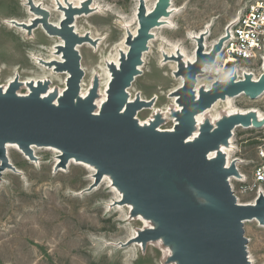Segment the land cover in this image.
<instances>
[{
    "label": "water",
    "instance_id": "95a60500",
    "mask_svg": "<svg viewBox=\"0 0 264 264\" xmlns=\"http://www.w3.org/2000/svg\"><path fill=\"white\" fill-rule=\"evenodd\" d=\"M90 1L84 4L86 13ZM171 1L157 0L153 11L148 13L145 0H139L138 33L128 34L126 43L130 49L128 55H122L120 68L110 66L113 80L108 99L97 114L98 82L95 81L85 99L80 98L84 71L77 45L86 38L71 27L79 11L67 9L59 30L48 22L49 13L30 0L32 11L44 16L46 31L64 39L65 46L58 51L64 53L66 63L58 68L69 72L70 77L61 97L57 91L48 98L41 97L42 92L48 91L49 83H39L37 87L29 83L32 93L27 97L17 95L18 78L7 92L0 87V173L5 169L18 172L9 163L8 144L18 145L33 162L37 158L32 146L56 148L62 152L63 166L75 159L98 169L89 191L108 175L123 192V204L134 206L133 217L141 214L157 223L156 229L140 232L137 241L144 247L149 240L163 237L173 248V260L178 264H250L244 224L254 219L264 223V195L259 196L254 206L237 203L228 181L231 177L239 178L236 162L226 168L227 159L220 146L228 145L237 126L261 127L264 123H252V119L256 120L254 113L235 115L219 121L216 128L204 123L199 136L192 142L189 138L197 127L196 115L220 98L239 95L251 100L260 98L264 94V73L257 83L250 75L244 81L235 76L225 82L217 80L209 91L201 89L197 97V76L206 66L215 64L228 39L220 38L206 54L205 37L201 35L195 63L186 67L179 59L177 74L184 76L185 83L178 91L182 111L174 113L177 124L173 132L158 130L160 117L151 126H142L136 114L147 103L140 96L129 101L127 90L139 74L152 30L161 26L164 16H170ZM213 151L217 155L211 157Z\"/></svg>",
    "mask_w": 264,
    "mask_h": 264
},
{
    "label": "rangeland",
    "instance_id": "374dc122",
    "mask_svg": "<svg viewBox=\"0 0 264 264\" xmlns=\"http://www.w3.org/2000/svg\"><path fill=\"white\" fill-rule=\"evenodd\" d=\"M37 1L39 8L55 10L47 18L49 23L61 20L55 0ZM80 1L72 0L69 6ZM258 1L264 0H173L175 11L167 18L168 24L157 32L158 40L141 68L142 74L133 82L132 93L151 101L157 96L156 106L166 108L172 102L171 93L180 88L182 81L172 74L176 64L167 62L161 68L163 43L169 50L178 46L193 54L196 42L189 36L200 35L210 27L204 41L209 51L236 18ZM32 2L35 4L36 0ZM138 4V0H91L90 11L83 12L77 20L79 32L96 36L95 42L82 50L81 62L87 68L88 81L123 48L126 27L136 29ZM28 6L30 0H0V82L5 84L18 77L38 79L48 74L55 79L57 88H63L64 74L51 73L33 60V56L44 60L56 58L52 51L60 40L49 37L41 21L34 22L41 14ZM32 18L38 27L31 41L17 27L7 25V21L27 23ZM240 68L254 77L262 73L256 67ZM200 80L213 84L216 77L208 74ZM233 99V109H255L264 115V94L257 100L246 96ZM149 113L142 112L141 117L146 118ZM233 141L232 158L243 163L241 168L246 172L256 161L257 147L264 144V127L238 128ZM35 149L34 162L11 150L7 156L9 163L20 173L7 169L0 173V264H168L170 254L162 245L139 247L135 244L140 243L132 241L137 232L146 230L147 224L135 219L126 205L117 203L119 194L112 190L105 176L89 191L95 182L94 168L70 161L59 165L60 152ZM244 230L248 257L264 264V223L248 221Z\"/></svg>",
    "mask_w": 264,
    "mask_h": 264
},
{
    "label": "bare ground",
    "instance_id": "6f19581e",
    "mask_svg": "<svg viewBox=\"0 0 264 264\" xmlns=\"http://www.w3.org/2000/svg\"><path fill=\"white\" fill-rule=\"evenodd\" d=\"M172 1H171V6L169 8L170 16H171L172 12L175 11V10H172L173 9ZM71 2H72V0H55L56 12L60 14V16H61L60 19L61 20H59L58 23H51V22L50 23H51V25H53L57 29L61 30L62 29L61 22L66 18V10L70 8V9L79 11V12L75 13V18H74V20L72 22V26L71 27H73L75 33L77 35H79L81 38H86V39H83V41L77 45V51L79 52L80 56L82 57L83 56L82 50L84 49V47H87L86 44L90 45L93 42H95L96 36L94 34L86 35V34L81 33V32L78 31V22H77V20H79L81 18V14L84 12L83 11V9L85 8L84 4L87 3V0H81L79 3H75L74 2L72 4L73 7H69V3H71ZM138 2H139V0H138ZM145 2H146L147 12L151 13L153 11V9L155 8L156 4H157V1L155 3H152V4L149 3V0H145ZM35 4H36L35 5L36 7L39 6V3H38L37 0H36ZM28 8L30 10L29 6H28ZM138 9H139V4H138V7H137V12H136V20H137L136 29L132 30V29L129 28V26L126 27V37L124 39L123 48L118 51L117 56L114 59H112L111 61L106 63L105 68L97 71V74L93 75L90 78V80L88 81L87 71H86L87 68L85 69L84 66H83V63L81 62V68L84 71V78H83V80L81 82L80 98L81 99H85L89 95L92 87L94 86L95 81L98 82V90H97V94L98 95L96 96V100H95L96 113L97 114L100 112V110L102 108V105L108 99L109 85H110L111 81L113 80V73H112V71L110 69V66L115 65L117 68H120L122 55H128L129 49H130V46L126 43V38H127L128 34L132 33L134 36H136L137 33H138V29H139V26H140L139 25V21H138ZM51 10L47 11V9H45V11H47L50 15L53 14V12L55 11V10H53V11H51ZM88 11H90V10L88 9ZM169 17L164 16L161 19V26H158V27H156V28H154L152 30V38H151V40L149 41V44H148L149 48H148L147 51L144 52V54L142 56V64L138 67L139 74L135 77V80H136L137 77H139L142 74L143 71H142L141 68L143 67L144 63L148 61V57L152 53L153 44L158 40L157 37L155 39V36H158L157 32L160 30V27H162L164 24H168L167 18H169ZM238 17L236 18L235 22L231 26H233L236 23V21L238 20ZM42 19H43V17L41 15V16H38L36 18V21H39V22L41 21L42 22ZM34 20L35 19L32 18V20L27 21V23L26 22H19L17 20L7 21V25H9L12 28H16L17 27L16 29H19L21 31V33L25 36V38L28 41H31V40L35 39V37H36L35 31L37 30V27H38V26H35L33 24ZM42 29H43V31H45V33L49 37L56 38V39L60 40V43L58 45H56L54 47L53 51H52L53 56H55L56 58H54V59L52 58L50 60H44L43 58H39L40 56L39 57L33 56V60L35 61L36 64L41 65L40 67L43 66V67L47 68L48 70H50L51 73H56L58 75L59 74L60 75L64 74L66 76L65 82H64L65 85H64L63 88H57V86L54 83L55 79L50 78L48 76V74H47V76H45L46 75L45 74V75H43L44 77H41V78H38V79L37 78H29V79H24L23 80L21 77H18L20 86L17 88L16 92H17V95H19L20 97H27V96H29L32 93V89L29 86V83H31V82L35 84V87H37L39 85V83H43V84L44 83H49L50 84L48 91L41 93V97L42 98L50 97L51 93H53L54 91H58L59 97H61L63 95L64 91L67 88V81H68V78L70 77V73L67 72V71H59V68H58L59 65L66 63V58L64 56V53L61 50L58 51V49L60 47L63 48L65 46V41L59 35L55 36V35L49 34L46 31L45 27H43V26H42ZM209 32H210V27H207V29L204 32L200 33V35L196 34V35H190L189 36L190 39L192 40V42H196V49L198 47V39L201 37V35H204V37L206 39V37L209 35ZM222 37H226V36L222 35L220 38H222ZM205 39H204V41H205ZM219 39L216 42L213 43V45L211 46V49L209 51L206 50V46H205V42H204V48H205V53L206 54L211 52L212 48L219 41ZM83 45H86V46H83ZM161 50L163 52V53H161V56L163 58V61L160 64L161 68H163L164 67L163 64H165L167 62H171L173 64H176V70H174L172 74H173L175 79H178V80L182 81V85L179 88V89H181L182 86L185 83V78H184V76H178V74H177L178 71H179V66H180L179 59H182L183 65L186 66V67L189 66L190 64H194L195 61H196V58H197L196 57V50H195V53H193V54H188V52H186V50L183 47L181 49H179L178 46H176L174 49L169 50V49H167V46H165L164 43H163V48ZM238 73H239L238 77H241V75H242L243 78H245L246 75H250L251 78H252V81L255 82V83H257L259 81L260 76L262 75L261 74L259 77L258 76L254 77V75L252 73H248V71H246L245 69H243L242 71L239 70ZM208 74L214 75L216 77V81L217 80L219 81L220 79H223L221 81L225 82V81L228 80L227 78H229V75H228V72H227L226 69H223L222 67H220L218 65H215V64L206 66L203 69L202 73L197 76V84H196V88H195V92H196L197 97H199L201 89H205L206 91H209L211 89V87H212V84H203V83H201V80H200V78L202 76H205V75H208ZM235 78H237V75L235 76ZM15 79L16 78L11 79L8 82H6L5 84H2L0 82V87L3 90L4 93L7 92L9 86L11 85V83ZM135 80H134V82H135ZM87 81H88V84H87ZM241 81H244V80H241ZM133 84H132V86H133ZM132 86L127 90L128 94H129L130 103L135 101V99H136V95H134L132 93V91H131L132 90ZM179 89L175 90L174 92L171 93L170 98L172 99V102L170 104H168L166 108H159V107L156 106L157 101H158V97L157 96L155 98H153L152 101L151 100H145L142 96H140L142 102L147 103V104H145L143 106V108H141V109H139L137 111L136 118L139 121V123L142 126H151L152 124L157 122L156 118L160 117L161 121L159 123L160 125L158 126V130L160 132H173L174 131V126L177 124V119L175 118V114L174 113H179V112L182 111V106L179 105V100H178L179 99V97H178ZM240 96H243V95H239V96L232 97V98L231 97H226V99L220 98L216 103H214L212 105V107L208 108L203 113H200V114L196 115L197 127H196L193 135L189 138L190 139L189 141L192 142L199 136V134L201 132L202 125L204 123H208L209 122L214 128H216L218 126L219 121H221L222 119H224L226 117H230V116H235V115L247 116V115H250V113H254L256 115V120L252 119V123H255L256 121L258 123H264V115L259 110L250 109V110H247V111H242V110L233 109V101H234L233 98H237V97H240ZM54 103L56 105H58V100H55ZM145 111H149L150 113H149V115L146 118H142L141 114H142V112H145ZM169 124H171L170 127H168ZM261 127H264V125L261 126ZM238 128L248 129V128H257V126H255L254 124L251 125L250 127H245L243 125H239V126H237L236 129H238ZM234 135H235V132H234L233 136ZM233 138L234 137H232L230 139L228 145L221 144V146H220L221 152L226 156V159H228V160L229 159L230 160L233 159L232 158L233 153H234L233 149H235V146H233V142H234ZM35 148H43V150L44 149H46V150L54 149V150L60 152L58 157L61 160L62 152L60 150L56 149V148L32 146V150H33L34 154H35L34 150H36ZM11 150H15V151L23 154L25 158H28L23 153V151L18 147V145H16V144H8L7 145V156L9 155ZM216 155H217V151H213L212 154H211V157H214ZM60 160L57 161L59 163V165L62 164V160L61 161ZM234 161H239V160H234ZM70 163H75L77 165L88 166V167L94 168V170H95L94 178H95V176H96V174L98 172V169L95 166H92V165H90L88 163H85V162H82V161H76L75 159H71ZM7 170H11V169H7ZM17 171H18L17 173H20V170L17 169ZM105 179H107L109 181V182L107 181V183L110 184V186L112 187V190L116 191L119 194V199H118L117 203H120L122 205H126V207L129 208L131 213H132L133 209H134V206L132 204H130V203L123 204L124 194H123V192H121L113 184L112 178L110 176H108V175H105ZM255 204H256V201L250 203L249 205L254 206ZM135 219L144 221L147 224V228L146 229H152L153 230V229H156V227H157V223H155L152 220L146 219L141 214L137 215L135 217ZM254 220H257V219H254ZM248 221H246V222H248ZM141 231H143V230H141ZM141 231L137 232L135 234V236L132 238V241L140 243V244H135V245H137L139 247H140V245L143 246L141 241H137ZM155 243L162 245L164 248H166L168 250V252L170 254L169 257H168L169 258L168 259V264H178L177 261L173 260V257H174L173 248L170 245H167L165 243L163 237H161L160 239H156V240H149L146 245L155 244ZM249 261H250V264H257L259 262L258 259H254L252 256H250Z\"/></svg>",
    "mask_w": 264,
    "mask_h": 264
},
{
    "label": "built area",
    "instance_id": "2783aa9c",
    "mask_svg": "<svg viewBox=\"0 0 264 264\" xmlns=\"http://www.w3.org/2000/svg\"><path fill=\"white\" fill-rule=\"evenodd\" d=\"M224 35L228 39L217 55L215 65L226 69L229 78L237 75L238 81L245 79L242 75L238 77L242 66L260 68L261 74L264 73V1L250 5ZM234 160L227 159L226 168L236 162L239 178L231 177L228 181L237 203L249 205L264 195V144L257 147L256 161L248 171L244 172L243 163Z\"/></svg>",
    "mask_w": 264,
    "mask_h": 264
}]
</instances>
